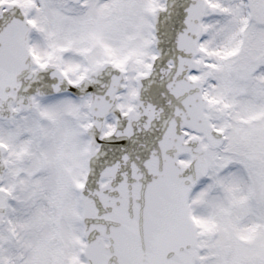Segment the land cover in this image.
I'll use <instances>...</instances> for the list:
<instances>
[{
  "label": "snow or ice",
  "instance_id": "obj_1",
  "mask_svg": "<svg viewBox=\"0 0 264 264\" xmlns=\"http://www.w3.org/2000/svg\"><path fill=\"white\" fill-rule=\"evenodd\" d=\"M0 264H264V0H0Z\"/></svg>",
  "mask_w": 264,
  "mask_h": 264
}]
</instances>
